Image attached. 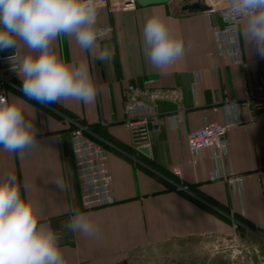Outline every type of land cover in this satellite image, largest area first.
I'll return each instance as SVG.
<instances>
[{"label": "crops", "instance_id": "0c3cea01", "mask_svg": "<svg viewBox=\"0 0 264 264\" xmlns=\"http://www.w3.org/2000/svg\"><path fill=\"white\" fill-rule=\"evenodd\" d=\"M184 3L173 1L123 11L99 8L100 26L111 31L98 41L99 47L92 54L81 51L72 38H58L61 56L69 62L86 60L102 85L103 91L93 104L74 100L40 104L29 100L21 91L22 81L17 75L18 87L7 89L8 99L19 97L26 114L35 113L40 147L27 156L0 149V175L15 173L22 190L26 187L38 201L54 231L64 230L74 208L89 214L101 228L99 238L66 231L73 245L65 244L62 237L65 264H134L148 250L171 243L203 238L234 243L248 232L264 236V192L250 174L254 166L264 162V118L255 106L258 87L264 85V59L243 40L240 50L246 66L220 55L211 27V23L222 27L219 13L209 17L207 12L182 11ZM153 9L170 17L186 41V55L164 72L153 70L144 57L141 30ZM105 48L111 58L100 61L96 57ZM18 51L23 54L22 45H18ZM195 74L200 75L201 83L193 97ZM147 78L184 94L179 105L161 102L159 115L150 120V156L135 148L124 124L127 87ZM247 95L249 104L239 108L242 123L229 132L226 166L248 174L240 190L222 180L211 181L212 150L204 149L194 163L187 140L189 132L201 126L204 116L218 122L234 117L231 106ZM177 107L184 108V129H174L166 117ZM69 119L88 124L97 138L111 143L108 162L115 201L108 206L86 210L81 204ZM254 121L259 123L252 124ZM174 167L180 170V176L174 174ZM221 258L227 259V264H260L257 259L264 260V251L212 252L210 264H221Z\"/></svg>", "mask_w": 264, "mask_h": 264}, {"label": "clouds", "instance_id": "9594fccd", "mask_svg": "<svg viewBox=\"0 0 264 264\" xmlns=\"http://www.w3.org/2000/svg\"><path fill=\"white\" fill-rule=\"evenodd\" d=\"M231 55L241 64V40L264 59V0H225ZM99 0H0V51L13 49L11 70L22 81L24 97L40 104L74 100L95 103L103 91L86 60L66 61L57 48L61 36L72 38L79 49L92 54L104 38L99 23ZM141 36L146 61L164 72L186 55V41L170 17L153 9ZM18 45H22L21 55ZM111 58L105 48L96 57ZM35 113L26 114L20 98L0 96V149L27 156L40 144ZM64 190V186L58 183ZM64 231L99 238L101 228L87 213L72 209ZM62 235L52 229L38 201L23 188L15 173L0 175V264H65Z\"/></svg>", "mask_w": 264, "mask_h": 264}, {"label": "built area", "instance_id": "2783aa9c", "mask_svg": "<svg viewBox=\"0 0 264 264\" xmlns=\"http://www.w3.org/2000/svg\"><path fill=\"white\" fill-rule=\"evenodd\" d=\"M200 2L207 6L206 12L209 17L214 13H219L222 20V27H216L211 23V27L218 40V52L220 55L229 56L234 62V58L231 55L230 26L225 21L223 15V10L226 7L225 0H200ZM99 5V8L108 7L111 11L133 10L137 8L135 0H99ZM110 31V28L105 29L104 38H106ZM8 50L0 51V96L7 98V89L18 87L15 82L17 74L11 70V65L7 63L8 57L14 54V50L10 49L11 52L7 53ZM239 52L241 53L240 46ZM241 64L246 66L244 62ZM200 83V75L195 74L194 82L191 85V94L193 97L196 95ZM255 97V106L261 111V115L264 118L263 84L259 85L258 93ZM183 99L184 94L181 90L156 85L154 78H147L141 83L130 84L127 87L124 124L135 148L150 146L149 123L151 119L159 115V104L167 101L179 105ZM248 104V95L242 102L233 103L231 109L234 112V117L232 116L226 122L211 121L204 116L201 126L189 132L187 140L194 163H197L204 149L208 148L212 150L211 161L214 167L209 174L211 181L222 180L233 188L240 190L248 174L234 172L232 168H227L230 158L229 132L234 126L242 123L239 116V108ZM166 117L174 129L178 127L185 128L184 108L177 107L175 110L168 112ZM69 120L73 124L70 138L80 189L81 204L86 210L108 206L115 201L114 179L108 162L111 143L97 138L88 124L76 119ZM257 123L259 122H252V124ZM251 171L250 174L255 176L256 181L264 192V162H260L254 166ZM173 172L177 176L181 175L177 167L173 168ZM180 187L183 186L180 185Z\"/></svg>", "mask_w": 264, "mask_h": 264}, {"label": "rangeland", "instance_id": "374dc122", "mask_svg": "<svg viewBox=\"0 0 264 264\" xmlns=\"http://www.w3.org/2000/svg\"><path fill=\"white\" fill-rule=\"evenodd\" d=\"M182 2V0H174ZM247 234V235H246ZM237 238L236 242L218 241L203 238L194 241H181L156 247L137 257L134 264H210L212 252L264 251V236L246 233ZM221 264H227V259H219ZM261 260L264 263L263 259ZM261 262H258L261 264Z\"/></svg>", "mask_w": 264, "mask_h": 264}, {"label": "water", "instance_id": "95a60500", "mask_svg": "<svg viewBox=\"0 0 264 264\" xmlns=\"http://www.w3.org/2000/svg\"><path fill=\"white\" fill-rule=\"evenodd\" d=\"M174 0H135L137 6L139 7H147V6H153V5H162V4H168L173 2ZM182 11L186 12H206L207 6L202 4L200 1L196 0L193 2H186L181 7ZM138 151L150 156V148L148 146H141L138 148ZM61 235L63 237V241L65 244L73 245V242L68 240V234L66 231H61Z\"/></svg>", "mask_w": 264, "mask_h": 264}]
</instances>
